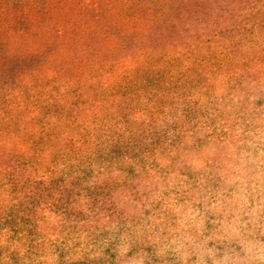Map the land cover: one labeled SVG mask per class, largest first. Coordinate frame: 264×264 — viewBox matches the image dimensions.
<instances>
[{
    "label": "rangeland",
    "instance_id": "1",
    "mask_svg": "<svg viewBox=\"0 0 264 264\" xmlns=\"http://www.w3.org/2000/svg\"><path fill=\"white\" fill-rule=\"evenodd\" d=\"M12 1L2 0L1 3L11 4ZM22 1L34 10L31 15L24 17L20 12L13 11L9 21L5 23V14L1 13L3 10L0 8V87L3 85V89L0 88V119L9 108L15 110L18 103L21 105V114L16 113L11 119L0 122V156L5 151L2 156L5 159L0 168L12 171V165L22 158L20 154L23 153L20 152L24 148L29 150V136L38 131L42 124L40 118L45 115L47 106L59 101H70L75 85L92 81L94 87L98 78H102V83L115 75L118 79L121 73L127 74L129 68L141 67L146 61L153 63L157 69L177 64L174 70L162 72L164 78L158 82L156 79L157 86H151L148 90L158 87L178 93L180 91V105H185L188 101H199L205 94L208 97L206 102L210 103L212 100H219L218 98L242 97L255 89L263 88L264 91V0H207L202 5L192 6L189 13L182 12L179 29H171L168 33L155 36L141 35L151 28L153 20L167 19L172 14L173 7L181 0H47L45 16L35 9L41 5L42 0ZM154 3L163 7L162 14L155 16L152 9H148ZM126 6L127 10L122 11ZM95 7H98L100 14L93 10ZM133 8L144 10L139 13L134 12ZM20 20L25 22L19 24V29L15 28L14 22ZM28 23L30 26L26 28L25 24ZM8 67L12 72L4 70ZM216 69L221 70L217 73ZM130 75L133 78L132 73ZM145 76L143 73V77ZM241 76L249 81L250 90L246 83L241 87L237 86V79ZM15 78L16 82L8 85ZM201 81H205L209 89L203 86L199 91L196 85L202 84ZM142 82L143 79L140 78L138 84ZM146 86L147 83L143 88ZM189 87H193L194 91L187 92L185 89ZM142 89L136 88L137 91ZM257 97L252 100L257 101ZM262 100L261 107L250 106L256 113L250 109L241 112L233 130L236 135L248 136L253 130L259 129L256 121L264 119V99ZM141 101H137L138 104L144 105L146 99ZM168 112H162L160 122L165 124L172 118ZM174 113L175 109L171 114ZM29 117L33 118V123L27 119ZM240 120L246 123L241 125ZM232 122L233 120L230 121ZM194 134L201 140L204 138L203 131L198 126L194 129ZM229 144L232 143L224 140L215 149L212 148V143H208L200 151L186 150L178 163L169 158L162 160L155 169L143 164L146 175L163 181L160 183L154 180L152 184L155 187L149 189L148 196L151 197L159 186L165 187L164 176L169 171V179L174 183H170L168 189H180L182 200H187L184 201L185 208L176 211L180 225H186L193 234L190 237L192 239L185 237L188 242L182 247L183 264L209 263L203 256L207 237H202L197 224V216H203V213H196H199V203L208 204L210 208L212 203L213 206L222 205L218 207L226 210L230 209L228 204L231 203L232 207L237 205L247 211L252 193L264 188V139L261 138L249 148L237 149ZM35 146L43 151L41 141H37ZM6 148L13 149V152ZM49 150L48 153L37 154L33 164H28L27 161L28 167H13L18 170L14 174L15 188L24 185L25 189L31 190L33 186L29 184L36 183V179L48 182L49 171L56 169L58 162H62L53 140L49 142ZM213 155L217 158L216 162ZM253 160H257V164L253 165ZM128 161L135 168L138 167L135 160L129 158ZM120 163L116 166L120 171L129 168L127 161ZM176 173L180 176L176 177ZM234 179L240 181V188L233 186ZM251 181L252 184L249 185ZM248 186L253 192L248 190ZM0 193L2 195L3 191ZM157 193L162 196L165 194L161 190ZM13 194L14 192L11 194L5 191L3 196L11 201ZM173 194L175 193L171 192ZM168 199L172 200L170 197ZM154 200L156 199L149 200L153 204L147 211L151 213L154 223L158 224L160 220L156 217ZM127 202L129 201L125 196L114 195V203L131 217L137 218L147 208L146 204L140 202L132 203L133 206ZM261 202H264V196ZM81 203L77 202L76 205ZM45 206L44 211H38L34 216V227L28 226L23 231V226L20 225L23 215L6 216L8 205L0 198V264H63L59 253L63 255L62 261L64 258L68 263L80 261L89 253L98 254L105 248V243L109 242V236L103 238V232L98 230L103 225L109 226L114 235L118 232L121 237L125 236L120 231L117 218L113 220L106 217L103 221L94 214L86 213L88 220L78 221L70 215L71 212L67 216H59L55 212L57 210L53 211L45 203L40 208ZM77 209L87 212L86 207L79 206ZM13 219L15 225L12 227L8 222ZM131 223L126 225L136 233L133 240L140 242L144 237H149L147 230L138 234L143 227L133 230ZM224 223L227 225L228 222L224 219ZM27 232L30 233L29 237L25 234ZM125 238L124 245L121 246L123 248L119 247L123 251L133 245L131 239L127 236ZM161 238L159 241L162 244L159 247L164 251L178 242V239Z\"/></svg>",
    "mask_w": 264,
    "mask_h": 264
},
{
    "label": "trees",
    "instance_id": "2",
    "mask_svg": "<svg viewBox=\"0 0 264 264\" xmlns=\"http://www.w3.org/2000/svg\"><path fill=\"white\" fill-rule=\"evenodd\" d=\"M206 1L181 0L173 7V12L167 16V19L153 20L151 28L145 30L141 36L145 34L155 36L164 34V32L168 33L171 29H179L182 12L189 13L192 6L202 5ZM221 1L225 2L226 0ZM47 2V0H42L41 5L35 8L37 11H41L44 16L47 12ZM155 4L149 6L148 9H152L155 16L162 14L163 7ZM0 8L3 10L1 13L5 14V23L9 21L13 11L20 12L24 17L31 15L34 11L22 0H13L11 4L1 3ZM97 8L95 7L93 10H96V14H100ZM124 10H127V6L122 9V11ZM143 10V8H133L134 12L141 13ZM13 15H18V13H13ZM24 22L22 20L14 22V27L19 29V24ZM25 25L26 28L30 26L29 23ZM176 66L175 63L173 66L164 65L157 69L153 63L146 61L141 67L129 68L127 74L121 73L118 79L115 75L102 83V78H98L94 87H92V81L75 85L70 101L67 103L59 101L52 106H47L45 115L40 118L42 124L38 131L31 132L32 134L29 136V143H27L29 150L24 148L20 152L23 153L20 154L22 158L17 159L12 165V171L8 168H0V191H3L2 195L0 193V198L8 205L5 215H23L20 223L23 226V231L28 226L29 228L34 227V216L38 211L42 212L46 209V206L40 208L45 203L51 206L53 211L57 210L55 212L59 216H67L71 212L70 215L77 218L78 221L88 220L89 216L86 213L94 214L95 217L103 221L106 217L113 220L117 218L120 231L133 243L126 251L119 249L124 245L125 236L121 237L118 232H115L114 235L113 232H110L109 226L103 225L98 230L103 232V238L109 236V242L105 243L104 249L98 254L89 253L82 260L70 263L65 258L62 261L63 255L59 253L58 256L63 264H183L182 247L184 248L188 242L185 237L192 239L190 237L193 234L190 228H186V225L184 227L180 225L176 211L184 209V201L187 200H182L180 189H168L170 183L173 182L169 179V171L164 176L165 187L159 186L151 194V197L148 196L149 189L155 187L152 182L163 183V181L161 178L146 175L143 164L155 169L162 160L169 158L178 163L186 150L200 151L201 147L207 146L208 143H212L213 149L220 147L219 144L224 140L231 142L233 145H229L232 147L249 148L261 138L264 139V119L256 121L259 129L253 130L248 136L242 137L233 132L244 109L246 111L250 109L256 113L250 106L261 107L262 99H264L263 88L255 89L242 97L218 98L219 100H212L210 103L206 102L208 97L205 94L199 101H188L185 105L179 104L182 98L180 91L178 93L158 87L152 91L148 90L151 86H157V82L161 81L162 72L174 70ZM10 67L4 70L12 72ZM220 70L216 69V72L218 73ZM143 73L146 74L145 77H143ZM248 76L250 77V75ZM140 78L143 79V82L138 84ZM14 82H16V78L8 85ZM145 83L147 86L143 88ZM201 83L203 85L195 84L199 91L203 86H207L209 89L205 81H201ZM245 83L250 90L249 81L244 79V76L237 79V86L241 87ZM2 87L3 85L0 88ZM6 87L8 86L6 85ZM136 88L143 89L137 91ZM185 90L187 92L194 91L193 87ZM256 96H258L257 101L252 100ZM145 99L144 105L138 104ZM232 99L236 101L233 102ZM20 106L18 103L15 110L9 108L0 122L11 119L16 113L18 115L21 112ZM174 109L176 113L171 114ZM165 111H169V116L172 118L164 124L159 120L160 115ZM194 112H197L196 116H193ZM209 113L212 114L209 115ZM27 119L33 123L32 117ZM232 120L233 122L230 123ZM245 123L240 120L241 125ZM46 125L50 127L47 128ZM34 126L35 124H33ZM197 126L203 131L204 138L202 140L194 134V129ZM52 140L56 144V151H59L58 156L62 162H58L56 169L49 171L48 182L36 179L34 181L36 183L29 184L33 186L31 190L25 189L24 185L15 188L14 174H17L18 170L13 167H28V164H33V161L37 159V154L50 151L49 142ZM37 141H41L43 151L40 147L35 146ZM221 148L225 149V146L221 145ZM6 149L13 152V149ZM4 152L0 156V164L5 159L2 157L5 155ZM213 156V160L216 162L217 158L215 155ZM129 158L136 161L137 168L128 161ZM121 161H127L129 168L126 171H120L119 167H116L121 164ZM252 162L253 165L257 164V160ZM179 176L180 174L176 173V177ZM3 179L5 181L2 182ZM248 184L251 185L252 181ZM239 185L240 181L234 179L233 186L238 188ZM158 190L165 193L166 198L165 194L164 196L159 195ZM248 190L253 192L250 186H248ZM263 190L264 188L252 193V197L254 195L256 197H253L254 199L251 197L248 201L247 211L237 205L232 207L231 203L228 204L230 206L228 210L218 207L222 205L213 206V203L212 208L205 203L197 205L199 208V213L196 211L197 215L203 213V216H197V224L202 237H207L203 246L205 255H202L205 260L209 261L208 264H264V202H261L264 196ZM5 191H9L11 194L14 192L11 201L4 198ZM171 192L175 194L171 195ZM115 194L125 196L129 201L127 203L131 206H133L132 203L138 202L146 204L145 212L138 215L137 218L131 217L114 203ZM169 197L172 200H169ZM152 198L156 199L154 200L156 217L160 220L158 224L154 223L151 213L147 211L151 203L153 204L149 201ZM77 202L82 203L76 205ZM163 202H166V205ZM79 206L86 207L87 212L82 209L78 210ZM163 214L164 217H161ZM224 219L225 222H228L227 225L224 223ZM129 222H132L133 230H136V227H143L138 234L147 230L150 233L149 237H144L140 242L133 240L136 233L126 225ZM221 222H223L222 225ZM8 224L13 227L14 219ZM162 231L164 233H161ZM25 234L27 237L30 235L28 232ZM160 237L175 241L178 239V242L173 246L174 249L170 247L164 251L159 247L162 244L159 241ZM192 256L194 257V254Z\"/></svg>",
    "mask_w": 264,
    "mask_h": 264
}]
</instances>
